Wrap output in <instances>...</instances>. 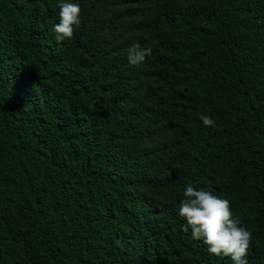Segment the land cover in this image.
Instances as JSON below:
<instances>
[{"label":"trees","instance_id":"16d2710c","mask_svg":"<svg viewBox=\"0 0 264 264\" xmlns=\"http://www.w3.org/2000/svg\"><path fill=\"white\" fill-rule=\"evenodd\" d=\"M60 2L0 0V264H232L182 230L188 185L264 264V0H67L57 43Z\"/></svg>","mask_w":264,"mask_h":264},{"label":"clouds","instance_id":"9594fccd","mask_svg":"<svg viewBox=\"0 0 264 264\" xmlns=\"http://www.w3.org/2000/svg\"><path fill=\"white\" fill-rule=\"evenodd\" d=\"M81 8L79 4L61 0L59 3V22L53 25L57 43L71 40L75 27L79 26ZM150 48H141L139 43L132 44L127 50L129 65L140 67ZM206 127H215V121L207 114H199ZM178 215L186 224L182 230L194 240H201L211 255L229 257L232 264H248L247 253L252 234L242 221L233 214L228 199L214 195L212 191L192 185L186 186L179 203Z\"/></svg>","mask_w":264,"mask_h":264}]
</instances>
